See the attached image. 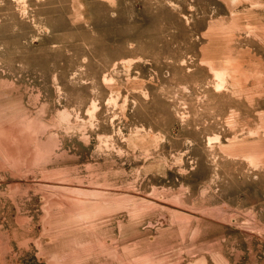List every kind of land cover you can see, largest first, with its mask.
Here are the masks:
<instances>
[{
    "label": "rangeland",
    "instance_id": "1",
    "mask_svg": "<svg viewBox=\"0 0 264 264\" xmlns=\"http://www.w3.org/2000/svg\"><path fill=\"white\" fill-rule=\"evenodd\" d=\"M0 264H264V0H0Z\"/></svg>",
    "mask_w": 264,
    "mask_h": 264
}]
</instances>
